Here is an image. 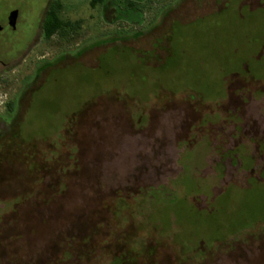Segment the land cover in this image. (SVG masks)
Instances as JSON below:
<instances>
[{
	"label": "rangeland",
	"instance_id": "1",
	"mask_svg": "<svg viewBox=\"0 0 264 264\" xmlns=\"http://www.w3.org/2000/svg\"><path fill=\"white\" fill-rule=\"evenodd\" d=\"M0 23V264H264V0Z\"/></svg>",
	"mask_w": 264,
	"mask_h": 264
},
{
	"label": "trees",
	"instance_id": "2",
	"mask_svg": "<svg viewBox=\"0 0 264 264\" xmlns=\"http://www.w3.org/2000/svg\"><path fill=\"white\" fill-rule=\"evenodd\" d=\"M96 1H102V0H96ZM94 4V3H93ZM61 9V5L57 6H52L50 5L45 21L43 23V32L44 36L49 39L51 38L54 34L58 33L60 30H64L66 27L71 26V22L69 21H64L63 19L60 18L59 16V11ZM67 243H71V241H75V236L69 235L64 238Z\"/></svg>",
	"mask_w": 264,
	"mask_h": 264
},
{
	"label": "water",
	"instance_id": "3",
	"mask_svg": "<svg viewBox=\"0 0 264 264\" xmlns=\"http://www.w3.org/2000/svg\"><path fill=\"white\" fill-rule=\"evenodd\" d=\"M19 12L18 10H12L8 15V24L15 28L18 20ZM3 30V25L0 23V32Z\"/></svg>",
	"mask_w": 264,
	"mask_h": 264
},
{
	"label": "flooded vegetation",
	"instance_id": "4",
	"mask_svg": "<svg viewBox=\"0 0 264 264\" xmlns=\"http://www.w3.org/2000/svg\"><path fill=\"white\" fill-rule=\"evenodd\" d=\"M7 20H8V18H7Z\"/></svg>",
	"mask_w": 264,
	"mask_h": 264
}]
</instances>
